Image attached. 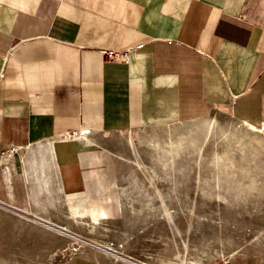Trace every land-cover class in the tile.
<instances>
[{
	"label": "crops",
	"instance_id": "obj_1",
	"mask_svg": "<svg viewBox=\"0 0 264 264\" xmlns=\"http://www.w3.org/2000/svg\"><path fill=\"white\" fill-rule=\"evenodd\" d=\"M220 108L264 125V0H0V199L10 206L100 204L121 160L105 134Z\"/></svg>",
	"mask_w": 264,
	"mask_h": 264
},
{
	"label": "rangeland",
	"instance_id": "obj_2",
	"mask_svg": "<svg viewBox=\"0 0 264 264\" xmlns=\"http://www.w3.org/2000/svg\"><path fill=\"white\" fill-rule=\"evenodd\" d=\"M207 117L222 129L170 159L147 144L169 149L180 135L168 125L105 134L121 160L111 161L116 176L100 204L77 194L22 211L0 199V264H232L237 255L264 256V134L244 130L224 108Z\"/></svg>",
	"mask_w": 264,
	"mask_h": 264
},
{
	"label": "bare ground",
	"instance_id": "obj_3",
	"mask_svg": "<svg viewBox=\"0 0 264 264\" xmlns=\"http://www.w3.org/2000/svg\"><path fill=\"white\" fill-rule=\"evenodd\" d=\"M238 123L241 124L242 128L244 127V130L248 131V132H253V133H257V132H260L262 134H264V128H262V126H256V125H253L251 123H248L246 121H238ZM178 124L179 126L175 125V124H171V125H174V126H170L168 125L169 127L168 130L170 131H175L177 133H179V138L177 141H170V148L169 149H166L164 150L163 148V145L159 142V140H149L147 141V144L151 147L152 151L154 154L158 155L160 158L163 157V156H168V158H172L174 156V154H176L182 147L183 145H185L186 143H189V144H195L197 142H199L201 140V142H204L208 135L215 132L216 129H222L221 127H218L217 126V121L215 118H212V117H202V118H199V119H195V120H191V121H184V122H179V123H176ZM236 126V125H235ZM134 128V127H133ZM178 128V129H177ZM131 130V129H130ZM129 130V131H130ZM137 130V129H136ZM236 130V129H234ZM233 130V132H234ZM113 131V130H112ZM224 131V130H222ZM241 131V130H240ZM239 131V133H240ZM87 132V131H86ZM229 132V131H228ZM237 132V131H236ZM119 133H123V132H119ZM159 133V132H158ZM260 133H257V134H260ZM82 134V133H81ZM227 134V133H226ZM230 133H228L229 135ZM254 134V135H255ZM135 135V134H134ZM168 135V134H167ZM233 135V134H231ZM240 135V134H239ZM247 135V134H246ZM245 135V137H246ZM238 136V134H237ZM259 136V135H258ZM242 137V136H241ZM256 137V135L254 136ZM83 136H78L77 134H74L73 135V139H77L79 141H82ZM228 139H230L229 137H227ZM232 138H235L234 136ZM231 138V139H232ZM238 138V137H237ZM236 138V139H237ZM244 138V137H243ZM261 138V137H260ZM241 139V138H240ZM136 140V138H135ZM134 138H133V135L130 133L128 135V138H127V142L128 144L131 145V148H133L134 150V154H136V156H139L138 154V150H137V145L138 143L136 144ZM138 140V138H137ZM163 140V139H162ZM233 140V139H232ZM248 140V139H247ZM139 141V140H138ZM229 141V140H228ZM242 141V140H241ZM245 141V140H244ZM251 141V140H250ZM164 142V140H163ZM233 142H236V140H234ZM252 142V141H251ZM259 144H262L264 143V141H262V139L258 140ZM166 144V142H165ZM132 150V149H131ZM136 161V160H135ZM137 162V161H136ZM138 164V163H137ZM144 167V166H143ZM244 189V188H243ZM77 194H84L83 192H80V193H73V194H69V196H75ZM68 196V197H69ZM55 228H57V230L65 233L66 235L72 237V238H76L77 241H80L82 243H88V244H91V245H94L97 247L96 244L92 243L91 241H87L73 233H70L67 229H61V227L59 226H56Z\"/></svg>",
	"mask_w": 264,
	"mask_h": 264
},
{
	"label": "built area",
	"instance_id": "obj_4",
	"mask_svg": "<svg viewBox=\"0 0 264 264\" xmlns=\"http://www.w3.org/2000/svg\"><path fill=\"white\" fill-rule=\"evenodd\" d=\"M129 51L127 49L122 50V51H115V50H109L105 49L104 50V55L107 59H126L128 57ZM69 138L73 137V134H69ZM12 151L16 149H11Z\"/></svg>",
	"mask_w": 264,
	"mask_h": 264
}]
</instances>
